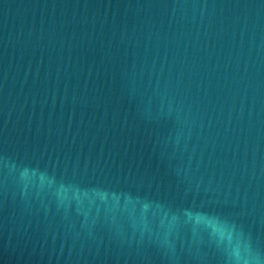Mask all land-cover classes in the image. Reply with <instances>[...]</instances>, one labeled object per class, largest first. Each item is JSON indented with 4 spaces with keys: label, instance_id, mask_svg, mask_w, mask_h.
Wrapping results in <instances>:
<instances>
[{
    "label": "water",
    "instance_id": "1",
    "mask_svg": "<svg viewBox=\"0 0 264 264\" xmlns=\"http://www.w3.org/2000/svg\"><path fill=\"white\" fill-rule=\"evenodd\" d=\"M0 264H264V0H0Z\"/></svg>",
    "mask_w": 264,
    "mask_h": 264
}]
</instances>
